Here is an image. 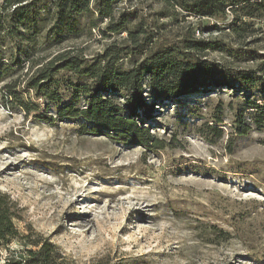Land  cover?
Returning <instances> with one entry per match:
<instances>
[{"label":"rangeland","instance_id":"obj_1","mask_svg":"<svg viewBox=\"0 0 264 264\" xmlns=\"http://www.w3.org/2000/svg\"><path fill=\"white\" fill-rule=\"evenodd\" d=\"M117 3V13L130 15L128 30L143 32L137 44L126 32L102 34L105 22L59 46L51 45L49 21L21 30L23 38L0 35V193L13 205L18 234L46 239L63 264H264V13L242 16L247 25L236 36L227 28L231 15L183 18L161 0ZM187 40L216 43L219 49L194 58L231 73L230 80L251 74L257 85L208 87L154 102L148 117L137 110L148 147L104 132L82 134L81 120L57 118L55 105L27 88L57 55L91 62L112 49L121 57L116 68L129 71L150 53L178 51ZM17 57L21 64L3 70ZM56 77L62 103H69L66 81L74 77ZM82 83L92 91L90 80ZM19 100L36 112L24 113ZM144 101L146 107L153 101L147 89ZM254 102L262 111L251 109ZM242 129L247 134L239 136ZM29 247L22 239L0 246V262L25 259Z\"/></svg>","mask_w":264,"mask_h":264},{"label":"trees","instance_id":"obj_2","mask_svg":"<svg viewBox=\"0 0 264 264\" xmlns=\"http://www.w3.org/2000/svg\"><path fill=\"white\" fill-rule=\"evenodd\" d=\"M28 1V2H27ZM171 10L179 9L186 15L198 19L226 20L229 15L234 17L228 24V29L236 36H241L246 28L242 16L252 18L264 13V0H161ZM118 0H8L0 9V35L4 39L23 38L21 30L34 32L39 22H52L49 32L52 34V44L58 46L69 37H81L84 30L96 28L105 22L101 30L104 35H115L121 32L129 33L130 41L137 44L143 32L129 31L130 15L126 12L117 13ZM24 3V4H22ZM17 6L10 14L4 15L5 8ZM43 12V13H41ZM239 14V16H237ZM37 18V20L35 19ZM216 31L221 28L213 25ZM202 30V29H199ZM30 35V38H33ZM182 49L172 48L161 52L150 53L145 61L127 71L117 69L120 55L114 50H106L104 55L91 62L75 54L57 55L53 61L42 66L41 69L27 82V88L35 93L36 99L46 100L56 107V117L62 120L82 121L80 132L112 134L116 141L128 143L135 140L148 147V135L139 127L135 119L136 111L140 110L148 117L154 102L160 104L165 101H178L187 94L197 92L208 87H225L229 89H253L256 81L251 74L239 73L234 80H230L231 73L218 71L210 63L195 59L193 54H203L207 50H215L216 43L201 41H183ZM215 46V47H214ZM52 47V46H49ZM185 50V51H184ZM22 52V55L26 52ZM27 57V56H26ZM20 58L13 60L9 67L21 63ZM264 73V71H262ZM60 73L69 74L74 79L67 80L71 86V99L62 103V94L58 90L61 82L56 76ZM85 80L92 83V91ZM74 81V82H73ZM147 89L153 101L145 106L144 95ZM81 97H86L85 106L76 108ZM121 98L124 106L120 107L116 99ZM19 107L25 113L36 112L33 104L19 100ZM48 104L46 108H49ZM251 109L262 111L260 106L251 105ZM128 113L127 116L123 112ZM264 115V114H263ZM48 122H53V116H42ZM40 118V119H41ZM258 122V121H257ZM262 122V121H261ZM260 122V123H261ZM89 123V126H87ZM247 129H242L240 135H246ZM158 146V145H157ZM157 149H159L157 147ZM6 195L0 193V246L9 248L16 239L30 246L25 249V259H5L0 264H63L58 250L46 239L29 241L28 236H20L14 225L15 213L12 211Z\"/></svg>","mask_w":264,"mask_h":264}]
</instances>
